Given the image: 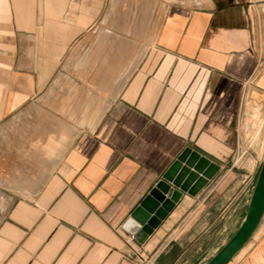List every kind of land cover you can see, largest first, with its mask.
Wrapping results in <instances>:
<instances>
[{
    "label": "crops",
    "instance_id": "crops-1",
    "mask_svg": "<svg viewBox=\"0 0 264 264\" xmlns=\"http://www.w3.org/2000/svg\"><path fill=\"white\" fill-rule=\"evenodd\" d=\"M70 1L0 0V124L37 93L25 68L39 18L78 16ZM134 59L99 105L78 95L67 111L98 116L52 145L35 187L11 199L0 264H204L239 227L252 174L232 159L245 100L264 110V0H173ZM188 147L219 165L196 194L164 178ZM162 181L182 196L145 235L131 214ZM229 264H264V216Z\"/></svg>",
    "mask_w": 264,
    "mask_h": 264
},
{
    "label": "rangeland",
    "instance_id": "rangeland-1",
    "mask_svg": "<svg viewBox=\"0 0 264 264\" xmlns=\"http://www.w3.org/2000/svg\"><path fill=\"white\" fill-rule=\"evenodd\" d=\"M76 1L68 2L66 9L75 7L78 16L39 18L37 58L31 68L23 67L32 70L37 93L0 124V220L19 191L35 187L36 171H45L46 159L68 138L70 128L98 116L67 113L69 108L84 101L89 110L99 105L94 95H105L120 86L131 61L153 42L162 16L173 2ZM48 24L53 33L46 31ZM112 60L116 65H108ZM111 78L118 82H110ZM78 95H85V100L81 102ZM238 129L232 162L252 174L247 188L251 190L264 156V110L246 99Z\"/></svg>",
    "mask_w": 264,
    "mask_h": 264
},
{
    "label": "water",
    "instance_id": "water-1",
    "mask_svg": "<svg viewBox=\"0 0 264 264\" xmlns=\"http://www.w3.org/2000/svg\"><path fill=\"white\" fill-rule=\"evenodd\" d=\"M218 170V164L188 147L169 167L164 178L181 190L196 194ZM200 173L202 176H199ZM166 181L154 187L131 214V219L141 226L145 235L153 233L160 219L166 216V209L171 208L182 196L181 190L173 189ZM263 216L264 157L243 220L228 241L204 264H229L251 239Z\"/></svg>",
    "mask_w": 264,
    "mask_h": 264
}]
</instances>
